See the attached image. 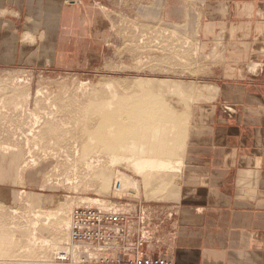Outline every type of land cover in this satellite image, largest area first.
<instances>
[{"label": "rangeland", "instance_id": "1", "mask_svg": "<svg viewBox=\"0 0 264 264\" xmlns=\"http://www.w3.org/2000/svg\"><path fill=\"white\" fill-rule=\"evenodd\" d=\"M112 1L113 6L111 0H95L90 6L97 27L105 32L88 69L0 66V264H71L57 258L60 242L51 247L55 239H63L58 250L67 243L59 213L70 220L62 211L69 204H87L81 201L84 196L99 197L118 210L145 209L155 224L164 219L165 225L183 202V164L177 173L137 176L125 165L111 164V157L123 153L121 157L131 158L134 146L143 144L147 155L160 149L174 161L183 158L192 103L209 91L200 76L223 46L207 55L200 36V0ZM108 98L114 99V107ZM170 121L176 122V130L167 138ZM158 125L165 130L161 140L150 136ZM89 137L98 140L97 150L87 147ZM86 163H92V172ZM119 171L138 180L137 193L120 189ZM167 243V237L154 235L144 247L163 252Z\"/></svg>", "mask_w": 264, "mask_h": 264}, {"label": "crops", "instance_id": "2", "mask_svg": "<svg viewBox=\"0 0 264 264\" xmlns=\"http://www.w3.org/2000/svg\"><path fill=\"white\" fill-rule=\"evenodd\" d=\"M93 1L0 0V66L88 69L105 32ZM199 9L207 55L223 48L200 76L208 94L191 106L183 202L155 233L166 249L143 251L172 264H264V0H200Z\"/></svg>", "mask_w": 264, "mask_h": 264}, {"label": "built area", "instance_id": "3", "mask_svg": "<svg viewBox=\"0 0 264 264\" xmlns=\"http://www.w3.org/2000/svg\"><path fill=\"white\" fill-rule=\"evenodd\" d=\"M231 108L230 104L222 105L225 116L234 114ZM160 223L155 224L154 216L151 218L145 209L112 211L81 205L71 214L70 238L58 250L57 258L71 264H172L143 251ZM152 226L158 229L152 231Z\"/></svg>", "mask_w": 264, "mask_h": 264}, {"label": "bare ground", "instance_id": "4", "mask_svg": "<svg viewBox=\"0 0 264 264\" xmlns=\"http://www.w3.org/2000/svg\"><path fill=\"white\" fill-rule=\"evenodd\" d=\"M27 34V33H26ZM28 36V35H27ZM26 37V36H25ZM27 38V37H26ZM142 38V37H141ZM143 39H140V41H142ZM187 42V41H186ZM186 44V43H185ZM221 48H223V47H221ZM218 50H220L219 48H218ZM219 52V51H218ZM172 54V53H171ZM195 54V53H194ZM176 55V54H175ZM181 58V57H180ZM149 59V58H148ZM256 69V68H255ZM82 82V81H81ZM111 83V82H110ZM84 84V83H83ZM86 84V83H85ZM108 84V88L109 87H111V84H109V83H107ZM105 85V84H104ZM113 85V84H112ZM204 85V87L206 88L208 85H206V84H203ZM202 85V86H203ZM80 86H82V85H80ZM84 86H82V88H83ZM90 87V86H89ZM113 87H115V85L113 86ZM171 87V86H170ZM168 88V91L170 92V93H173L174 94V91H173V89H171V88ZM107 88V89H108ZM116 88V87H115ZM114 88V89H115ZM208 88V87H207ZM84 89V88H83ZM113 89V88H112ZM112 89H110V91L113 93V91H112ZM117 89V88H116ZM81 90V89H80ZM109 91V90H108ZM109 91V92H110ZM88 92V91H87ZM117 92V91H116ZM80 94V93H79ZM198 94V93H197ZM200 94V93H199ZM113 94H111V96H112ZM115 95V94H114ZM110 96V97H111ZM115 96H117V95H115ZM196 96H198V95H196ZM114 97V96H113ZM112 97V98H113ZM201 97V96H200ZM111 98V99H112ZM116 98V97H115ZM199 98V97H198ZM197 98V99H198ZM202 98H203V96H202ZM201 98V99H202ZM107 99V98H106ZM109 100H110V98H108ZM195 100H196V98H195ZM111 102H110V105H112V107H114L113 106V104H115L114 103V99H112V100H110ZM198 101V100H197ZM202 101V100H201ZM116 102V101H115ZM77 104V103H76ZM107 104H109L108 102H107ZM90 105V104H89ZM92 106V105H91ZM101 107V106H100ZM111 107V108H112ZM109 108V107H108ZM121 108H123V107H121ZM162 108V107H161ZM90 109V108H89ZM82 110V109H81ZM86 110H87V108H86ZM85 110V111H86ZM118 110V109H117ZM117 110H115L116 112H119V111H117ZM161 110H164V109H161ZM93 111V110H92ZM109 111V110H108ZM89 112V111H88ZM87 112V113H88ZM97 112V111H96ZM104 112V111H103ZM113 112V111H112ZM114 113V112H113ZM112 113V114H113ZM119 113H121L122 114V112H119ZM126 113V112H125ZM117 114V113H116ZM85 115H86V113H85ZM103 115V114H102ZM116 116H120L119 114L118 115H116ZM121 117V116H120ZM88 118V117H87ZM122 118V117H121ZM120 118V119H121ZM118 119V118H117ZM119 119V120H120ZM122 120V119H121ZM121 120H120V122L119 123H121ZM170 120V119H169ZM168 120V121H169ZM118 121V120H117ZM172 121V120H171ZM169 122L168 123V125H170V129H168L167 131H166V134H167V138H168V136H169V133H171V132H173V131H175L176 130V128H175V126H176V122L174 123V122ZM162 122V121H161ZM155 123V122H154ZM158 123V122H157ZM166 124H167V122H166ZM88 125V124H87ZM114 125V124H113ZM121 127H122V125H120ZM167 126V125H166ZM32 127V126H31ZM113 127H115V126H112V128ZM119 127V126H118ZM120 127V128H121ZM164 126H162V125H158V126H152V134H150V136L152 137V136H155V137H157L156 139H162L163 137H165V136H163V134H165L164 132H165V130H164V128H163ZM109 129V128H108ZM167 129V128H166ZM113 130H114V128H113ZM88 131V130H87ZM107 131V130H106ZM108 131H112V130H108ZM107 131V132H108ZM117 131V130H116ZM150 131V132H151ZM96 132V131H95ZM112 133H113V131H112ZM89 134H90V132H89ZM88 134V135H89ZM92 134V133H91ZM108 134H109V132H108ZM114 134H115V132H114ZM113 134V135H114ZM118 134V133H117ZM86 135V134H85ZM96 135H99V134H96ZM110 135V134H109ZM108 135V136H109ZM90 136V135H89ZM94 136H95V134H94ZM93 136V137H94ZM93 137L91 138V137H89L88 139L90 140V142L88 143L89 144V146L87 145V147H90V145L92 146V149H96L97 150V146H98V143H97V139L95 138V139H93ZM98 137V136H97ZM112 137H114V136H112ZM116 137H118V136H116ZM165 137V138H166ZM108 138H110V137H108ZM119 138V137H118ZM76 139H77V137H76ZM84 140L86 139V137L85 138H83ZM114 139V138H113ZM112 139V140H113ZM117 139V138H116ZM151 139V138H150ZM155 139V138H154ZM79 140V139H78ZM115 140V139H114ZM118 140H120V139H118ZM117 140V141H118ZM133 140V139H132ZM130 140L131 142H135V140ZM153 140V139H152ZM82 142H84L85 143V141H83V140H81ZM80 141V142H81ZM107 141V140H106ZM157 141V140H156ZM75 142H77V141H75ZM79 142V141H78ZM114 142V141H113ZM120 142H122V141H120ZM163 142V141H162ZM119 143V142H118ZM135 143H137V142H135ZM135 143H133L132 144V146L135 144ZM165 143V142H164ZM119 144H121V143H119ZM128 144V143H127ZM141 144V143H140ZM158 144L160 145V143H159V141H158ZM84 145V144H83ZM85 145H86V143H85ZM116 145V144H115ZM122 145H124L123 143H122ZM143 145V144H142ZM139 146L138 148L136 147V145L134 146V149L132 150V152L134 151V154H133V156L130 158H127V156L125 157V156H122L121 157V155L123 154H121V155H119L118 153H120V152H118L117 154L119 155V157H111L112 159H111V164H121V165H125L128 169H130L134 174H136L137 176H143L146 172H149V173H155V172H159L160 174L161 173H163V172H169V173H177V172H179L180 171V168H182V164H183V158L182 157H179V159H177V160H173V159H170L167 155H163L161 152H162V150L160 151V149L158 150L159 152H156V153H151V155H147V153L145 152V150H144V145L143 146ZM169 145V144H168ZM167 145V147H169L170 148V146H168ZM80 146V145H79ZM121 146V145H120ZM127 146H130V145H126V146H124V148L125 147H127ZM138 146V145H137ZM161 146V145H160ZM81 147V146H80ZM131 147V146H130ZM135 147H136V149H135ZM116 148V147H115ZM122 148L123 147H121V151H122ZM120 149V148H119ZM130 149V148H129ZM76 150H77V148H76ZM82 150L84 151V152H87V148L86 147H82ZM106 150V149H105ZM117 151H118V149H116ZM124 150V149H123ZM149 150H151V149H149ZM91 151H93V150H91ZM107 151V150H106ZM115 151V150H114ZM120 151V150H119ZM176 151V150H175ZM88 152H89V154L91 153L89 150H88ZM96 153H97V151H96ZM116 153V152H115ZM131 153V152H130ZM149 153V152H148ZM164 153V152H163ZM76 154H78V153H76ZM83 154V153H82ZM114 154V153H113ZM84 155V154H83ZM87 155V154H86ZM85 155V156H86ZM91 156L93 155L92 153L90 154ZM97 155V154H96ZM113 156V155H112ZM114 156H115V154H114ZM117 156V155H116ZM92 158V157H91ZM88 159V158H87ZM91 160V159H90ZM88 161H89V159H88ZM92 163H93V161H91ZM92 163L91 164H89V163H86L88 166H89V168H91V165H92ZM86 165V166H87ZM87 166V167H88ZM86 167V168H87ZM93 167V166H92ZM113 167H114V165H113ZM94 168V167H93ZM93 168H91L90 170V172H92L93 171ZM88 169V168H87ZM88 171H89V169H88ZM171 175V174H170ZM117 179H118V181H119V183H120V189L121 190H127V188L128 189H130V188H132L133 189V191L135 192V193H137V191H138V180L136 179H133V178H131L128 174H126V172L124 173V172H118L117 173ZM82 198H83V196H82ZM81 201L82 202H84V203H87V204H84V205H87V206H91V205H88V204H93V206H98V207H100V208H103V209H107V210H118V207L116 206V204H113V203H109V202H107V201H105V200H103V199H101V198H99V197H85L84 196V198L83 199H81ZM73 203V202H72ZM75 203V202H74ZM68 206V205H67ZM72 206V204H69V207H67V209L66 210H63L62 211V213H61V215L63 214V212H65L64 214H67V212L69 213V215H71L72 214V212H73V210L76 208H72L71 207ZM79 206H81V205H79ZM79 206H77V207H79ZM72 208V211L70 210ZM61 211V210H60ZM187 211V210H186ZM70 212H71V214H70ZM184 214H185V209H184ZM48 216H49V214H48ZM56 216H58V215H56ZM64 216V215H63ZM62 216V217H63ZM54 217V216H53ZM70 217V216H69ZM46 218H48V217H46ZM59 218L63 221V223L62 222H60V223H62V224H58L60 227H59V229L61 230V231H65V232H68L69 233V235H68V233L66 234L67 235V237H63L62 236V238H67V240L66 241H68L69 240V238H70V232H69V230H70V224H71V217H70V220H69V218H68V220L66 219V220H63L61 217H60V213H59ZM64 218V217H63ZM59 219V220H60ZM65 219V218H64ZM57 220V219H56ZM60 220V221H61ZM57 226V225H56ZM61 228H63V229H61ZM56 229H57V227H56ZM59 230V231H60ZM58 231V232H59ZM65 232H63V233H65ZM57 235V234H56ZM59 235H60V233H59ZM64 235V234H63ZM53 236V235H52ZM65 236V235H64ZM57 237V236H56ZM61 237V236H60ZM54 240V239H53ZM55 242H52V249H55L56 248V246H57V244H58V242H60L61 244L63 243V239L61 240L60 238L59 239H55L54 240ZM62 241V242H61ZM61 244H59L58 245V247H57V251H58V249L60 248V246H61ZM48 247V246H47ZM49 249V248H48ZM55 250V251H56ZM56 251V252H57ZM56 252H55V254H56Z\"/></svg>", "mask_w": 264, "mask_h": 264}]
</instances>
